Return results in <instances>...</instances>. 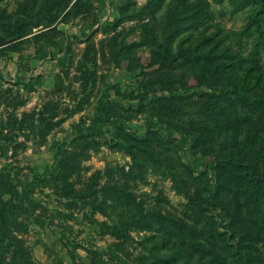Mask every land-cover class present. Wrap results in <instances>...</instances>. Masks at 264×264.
<instances>
[{
  "label": "rangeland",
  "instance_id": "rangeland-1",
  "mask_svg": "<svg viewBox=\"0 0 264 264\" xmlns=\"http://www.w3.org/2000/svg\"><path fill=\"white\" fill-rule=\"evenodd\" d=\"M2 43L0 264H264V0H0Z\"/></svg>",
  "mask_w": 264,
  "mask_h": 264
},
{
  "label": "trees",
  "instance_id": "trees-1",
  "mask_svg": "<svg viewBox=\"0 0 264 264\" xmlns=\"http://www.w3.org/2000/svg\"><path fill=\"white\" fill-rule=\"evenodd\" d=\"M5 44H7V43H2V44H0V47H3V46H5ZM38 78V76L35 78V79H37ZM229 92H231L232 94H235V95H237V96H240V98L242 99V101H244V102H246V104H250L251 106H254V103L253 102H250L249 101V99H247L246 97H245V93L240 89V87H237V86H235L234 88H231L230 90H229ZM100 110H99V115H98V117H97V121L98 120H102V117H103V115H104V109H103V107H100L99 108ZM96 121V122H97ZM218 166L220 167V168H228V164L226 163V162H218Z\"/></svg>",
  "mask_w": 264,
  "mask_h": 264
}]
</instances>
